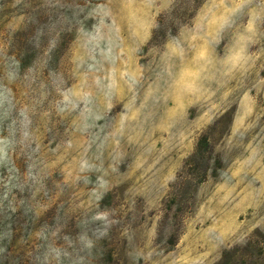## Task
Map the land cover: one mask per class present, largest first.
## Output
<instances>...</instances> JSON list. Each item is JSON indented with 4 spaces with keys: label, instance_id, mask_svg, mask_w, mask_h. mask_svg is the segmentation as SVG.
Returning a JSON list of instances; mask_svg holds the SVG:
<instances>
[{
    "label": "rangeland",
    "instance_id": "1",
    "mask_svg": "<svg viewBox=\"0 0 264 264\" xmlns=\"http://www.w3.org/2000/svg\"><path fill=\"white\" fill-rule=\"evenodd\" d=\"M0 264H264V0H0Z\"/></svg>",
    "mask_w": 264,
    "mask_h": 264
}]
</instances>
